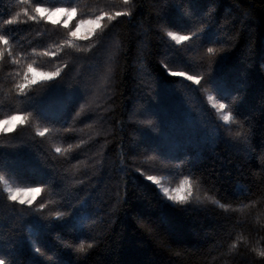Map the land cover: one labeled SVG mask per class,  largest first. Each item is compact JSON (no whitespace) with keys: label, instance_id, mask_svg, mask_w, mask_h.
Segmentation results:
<instances>
[{"label":"trees","instance_id":"16d2710c","mask_svg":"<svg viewBox=\"0 0 264 264\" xmlns=\"http://www.w3.org/2000/svg\"><path fill=\"white\" fill-rule=\"evenodd\" d=\"M0 36V121L23 118L0 132L4 264H264V0H0Z\"/></svg>","mask_w":264,"mask_h":264},{"label":"rangeland","instance_id":"374dc122","mask_svg":"<svg viewBox=\"0 0 264 264\" xmlns=\"http://www.w3.org/2000/svg\"><path fill=\"white\" fill-rule=\"evenodd\" d=\"M41 8H43V7H41ZM38 14L40 16L44 17L45 19H47L48 21L52 22V23H58V24H61L63 26H68L70 21L75 16V13L71 14V15H65L64 13H56L55 15H48L45 13H38ZM100 20H101V17H97V18H90L87 20H83V21H85V23H81V21L77 22V24L75 25V27L71 33L72 37L74 39H86V38L90 37L93 34L94 30L99 26ZM89 21H99V23H88ZM73 33H75V35H73ZM29 76L30 77L28 79V83H35V82H38L41 80L49 79L53 75L50 73L31 70ZM209 97H212V100H209ZM206 98H207L210 106L215 110L219 121L222 122L223 124H225V122L223 120V116L229 115V113L226 112L225 109L220 110L219 108L213 107V104H220L221 102L218 99H216L213 96V94L210 92H206ZM15 116L22 117L21 115H15ZM5 121H9V123L6 124V123H4ZM20 122H22V119L12 120L11 118H8L5 120H2V121H0V132L10 131L13 128H15ZM229 122H230V120L228 121V123ZM147 179L156 186L158 191L168 201L176 202V201H179L180 199H183L185 197V195H187L188 185L184 184L185 181H181L178 184H171L168 181H166V179L164 177L156 176V175H150L147 177ZM1 181L3 184V190L8 194V196L10 195L9 190L15 191L16 189H29V188L14 187L10 184V182H8L5 179H1ZM182 185H183V187H182ZM165 190H167L169 195H172L174 197V199L170 200L168 198V196L165 195ZM177 190H179V191H177ZM37 195L38 194L20 196L15 201L19 202L21 199H23L25 201V204H29V203H27V201L28 200L33 201L37 197Z\"/></svg>","mask_w":264,"mask_h":264},{"label":"snow or ice","instance_id":"6c2138e0","mask_svg":"<svg viewBox=\"0 0 264 264\" xmlns=\"http://www.w3.org/2000/svg\"><path fill=\"white\" fill-rule=\"evenodd\" d=\"M124 3L127 4L128 3V0H124ZM36 12L37 13H45V14H48V15H55L56 13H64L65 15H71V14H74L75 13V9L74 8H70V9H64V8H56V9H52V10H49V9H46V8H40V7H37L36 8ZM117 16H120V15H127V13H116ZM109 19H112V17H108ZM31 19V17H30ZM81 23H85V21H81ZM88 23H99V21H89ZM73 35H75V33H73ZM167 35L170 37V39L172 41H175L176 44H180L181 42L183 41H187L190 39L189 36L187 35H180V34H177L176 32H168ZM0 41H3V43L7 44L8 43V40L5 39L3 36H0ZM208 52L211 53L213 52V49L212 48H209L208 49ZM171 75L173 76H177V75H185L184 73H176V72H172L170 73ZM186 79L188 80H191L193 83L195 84H199V80L197 79H194L192 76H185ZM23 85L21 86V89H23ZM209 100H212V97H209ZM213 107H216V108H219L220 110H223L225 105L223 103H220V104H213ZM230 115H224L223 116V120L225 122V124L228 123V121L230 120ZM12 120H16V119H23L22 117H18V116H13L11 117ZM4 123H9V121H5ZM44 133L41 132L40 135H43ZM57 151H59V149H57ZM184 184L186 185L187 184V181L184 182ZM183 187V185H182ZM10 191V195H9V199L10 200H17L18 197L20 196H25V195H31V194H38L41 189L36 187V188H29V189H16L15 191H12V190H9ZM179 191V190H177ZM23 194V195H21ZM165 195L168 196V198L171 200V199H174V197L172 195H169L168 191L165 190ZM21 204H24L25 201L23 199H21L19 201ZM27 203L31 204L32 201L31 200H28ZM89 247H91V245H89ZM84 250V246L83 244H81L80 248L78 249V251H83ZM37 251H39V249H37Z\"/></svg>","mask_w":264,"mask_h":264},{"label":"clouds","instance_id":"9594fccd","mask_svg":"<svg viewBox=\"0 0 264 264\" xmlns=\"http://www.w3.org/2000/svg\"><path fill=\"white\" fill-rule=\"evenodd\" d=\"M21 195H23V194H21ZM0 264H4V262L2 260H0Z\"/></svg>","mask_w":264,"mask_h":264}]
</instances>
